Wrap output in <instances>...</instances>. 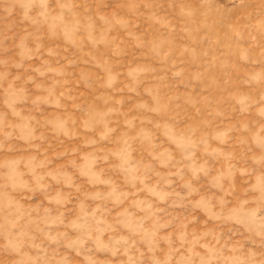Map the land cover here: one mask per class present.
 Here are the masks:
<instances>
[{"label": "rangeland", "instance_id": "1", "mask_svg": "<svg viewBox=\"0 0 264 264\" xmlns=\"http://www.w3.org/2000/svg\"><path fill=\"white\" fill-rule=\"evenodd\" d=\"M0 264H264V0H0Z\"/></svg>", "mask_w": 264, "mask_h": 264}]
</instances>
